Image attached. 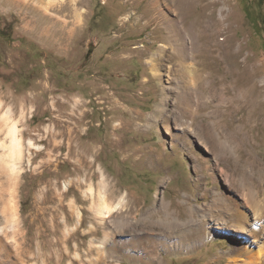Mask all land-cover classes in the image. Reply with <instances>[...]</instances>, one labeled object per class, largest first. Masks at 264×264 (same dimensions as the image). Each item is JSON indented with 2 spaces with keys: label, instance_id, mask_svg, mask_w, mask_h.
<instances>
[{
  "label": "rangeland",
  "instance_id": "rangeland-1",
  "mask_svg": "<svg viewBox=\"0 0 264 264\" xmlns=\"http://www.w3.org/2000/svg\"><path fill=\"white\" fill-rule=\"evenodd\" d=\"M167 18L218 30L200 80L169 51L151 66ZM261 21L264 0H0V264H264Z\"/></svg>",
  "mask_w": 264,
  "mask_h": 264
},
{
  "label": "bare ground",
  "instance_id": "bare-ground-1",
  "mask_svg": "<svg viewBox=\"0 0 264 264\" xmlns=\"http://www.w3.org/2000/svg\"><path fill=\"white\" fill-rule=\"evenodd\" d=\"M41 1L50 3L51 0H41ZM203 21L204 20H201L200 23L198 24V26H200L199 27L200 31L198 30L199 31L198 32V31H195L196 29L193 27V25L189 24V26H188V25H185L184 23L182 24L183 21H180L179 19L167 18L166 19V24H164V25H166V27L168 29V32H169V36H168L169 42L167 44H163L161 46L160 51L156 55L154 54L151 57V59H152V61L150 63L151 66L155 63L156 60L160 59L162 56H165L164 54L169 51L168 53H170L171 56H173V57L179 56V57L183 58V60L186 62V63H184V72L185 73L186 72L189 73L191 76H193L196 79V81L200 80L203 77V71L198 66L199 63L196 60L197 59L196 49L198 48V44L200 42H199V40H197L195 38L196 37H200L201 35H206L207 39H209V38L212 39L214 37V35H216L217 32H218V30H215V31L207 30V27H209L211 24L202 25ZM202 26H205V27H202ZM204 28H206V29H204ZM182 29L183 30L191 29L192 36H191L190 39L187 40L185 38V33L182 32ZM211 47H213V46H211ZM162 53H164V54H162ZM187 108H191V107L188 106ZM187 111H188V109H187ZM193 112H194V109L189 111L188 114L189 115H193ZM10 128L11 129H10V133L9 134L11 136V152H12V154L14 156L16 153H20V152L17 151V150L20 149V141H19V137L17 135L18 127H16V125H14L13 127H10ZM12 164H13V162H12ZM14 164H15V162H14ZM108 186H109V184L106 181L102 182V186H100V190L98 192V204L96 206V210H97L98 214L100 216H103L104 218L107 217V216H110L112 211H114L116 208L120 207L119 205L121 204V202H118L117 205H115L113 203V201H114V200L112 201L113 191L111 190L112 188L110 189V187H108ZM92 191H93V189H92ZM15 206H17V205H15ZM227 209H225V210H227ZM221 211H223V210H221ZM232 213L234 214L233 211H232ZM230 214L231 213L227 212V211H225L223 213H220L219 224L220 225H224V226H228L230 224V222H231L230 218L233 217V215H230ZM236 215H237V219L235 220V223H234V226H233L232 229L236 230L238 232H245V229H247L246 228V222H247L246 219H248L247 216L243 212L236 213ZM166 217H168V215ZM256 219L262 220V219H264V215H261V216L257 215ZM106 222H104V220H103V223H106ZM148 224H150V223H148ZM133 225H135V224H133ZM150 225H152V224H150ZM178 225H179L178 222L177 223L170 222L169 224L164 226L165 230L164 229L163 230L165 232H167L168 230L170 231V230L174 229L175 227H178ZM131 227L134 228V226H131ZM169 234L170 233H168V235ZM108 238H109V232L106 233L105 238L100 242V245H99V251L101 252L102 257L105 258V259L108 258V257L109 258L110 257H114V252H113L114 250L110 246V244L108 242ZM179 247H192V241L190 240L189 242H185L183 244L175 246V248H179ZM172 248H173L172 246L168 245L165 249L168 251V249H172ZM253 249L248 245L245 248V251H244V252L248 253L249 256L251 255V259H252L251 263H254V259H255V257H254L255 255L254 256L252 255ZM259 250L260 251H257V257H256L258 259H260L263 256V254H264L263 251L261 252L262 249H259ZM156 251H157L156 249L155 250L153 249L149 253V255L147 256V260L149 262H151L152 264H160L161 263L159 255H158V253ZM239 259H241V258H239ZM251 263L248 262L247 264H251Z\"/></svg>",
  "mask_w": 264,
  "mask_h": 264
},
{
  "label": "trees",
  "instance_id": "trees-1",
  "mask_svg": "<svg viewBox=\"0 0 264 264\" xmlns=\"http://www.w3.org/2000/svg\"><path fill=\"white\" fill-rule=\"evenodd\" d=\"M263 24H264V22L263 21H261Z\"/></svg>",
  "mask_w": 264,
  "mask_h": 264
}]
</instances>
